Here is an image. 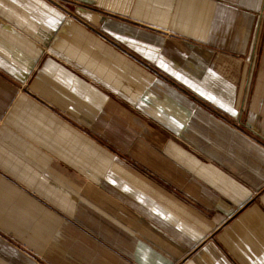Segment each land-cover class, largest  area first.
Here are the masks:
<instances>
[{
  "label": "crops",
  "instance_id": "1",
  "mask_svg": "<svg viewBox=\"0 0 264 264\" xmlns=\"http://www.w3.org/2000/svg\"><path fill=\"white\" fill-rule=\"evenodd\" d=\"M0 264H264V0H0Z\"/></svg>",
  "mask_w": 264,
  "mask_h": 264
}]
</instances>
